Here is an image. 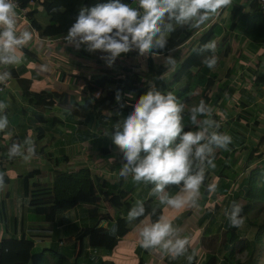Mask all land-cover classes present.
<instances>
[{"label":"trees","instance_id":"16d2710c","mask_svg":"<svg viewBox=\"0 0 264 264\" xmlns=\"http://www.w3.org/2000/svg\"><path fill=\"white\" fill-rule=\"evenodd\" d=\"M19 1L23 6L27 0ZM43 1L48 23L45 26L36 25L35 28L41 37L51 38L67 35L68 28L74 22L80 8L106 2V0ZM122 2L136 6L135 2L130 0H122ZM250 3L251 10L243 13L237 23L246 24L244 34L248 39L255 43L264 42V17L259 9L258 0H251ZM238 10L239 7L234 11L237 12ZM196 30L187 26H177L175 31L169 34L168 48L179 47L174 49L173 53L176 59L174 68L165 66L163 63L164 53H157V55L162 56L159 59L155 54L141 57L134 50L122 55V58L137 59V62L132 63L133 65L100 67V72L103 73L101 75L94 74L90 77L80 75L79 100L77 95L75 96L69 91L59 93L55 91L34 92L26 98L39 111H44L47 108H59L65 112L67 119L72 121L83 119L88 126L94 124V127L100 128V134H105L104 132L107 130H112L113 125L117 123L120 116L126 117L132 111L131 105L134 100L128 94L138 98L141 94L146 93L149 87L154 86L157 90L170 91L177 96L178 101L185 106L182 113L185 130H196L189 125L188 109L198 104L199 100H204L206 104L212 105L215 98L211 94L219 80L223 60L232 50V46L227 41V34H225L219 41H215L217 45L215 53L207 50L201 51L202 45L214 40L215 31L213 28L199 31L198 35L194 37ZM184 44H187V46ZM94 55L96 56V53ZM212 55L217 57V64L213 69H209L202 61L206 56ZM142 60L145 65H143ZM263 76V74H260L258 78L261 79ZM197 88H200L199 93H195ZM117 92L121 96L119 102L116 100ZM225 115L224 111H218L213 118L216 121H221ZM41 117V114H37L36 119ZM103 117H106L109 122L104 124L102 122ZM42 122L47 123L35 125L39 141L46 135L47 128H55L60 119L56 117L40 123ZM219 131L223 132L221 127ZM55 132L60 135L63 134L62 129L59 128ZM93 136L96 135H90L89 137ZM239 138L242 139V136L232 138L229 151L217 150L216 152L215 164L218 168L214 169V173L222 179L217 191L218 195L227 193V189L237 175L232 167L225 162V157H230L229 162L231 164L239 160L236 157L238 152L236 148L244 143L243 139L240 140ZM106 139V144L100 147L99 153L104 157L116 156L119 159L122 158L121 155L112 152L113 143L110 136H107ZM11 142L8 143L7 148H9ZM263 143L264 134L255 147H250L246 152L242 166L243 170L248 169L252 164H254V167L249 169L248 175L234 187V198L230 197L232 203L239 198L245 200L244 204L241 205L243 209L241 216L243 218L255 209L259 208L258 210H260L264 206ZM62 151L60 149V152ZM37 155L44 156L49 161H53L56 166H59V161L53 156V152H44V148H42L39 153L37 151ZM0 160L1 166L13 162L14 159L4 158ZM119 166L120 163L116 164V169ZM5 169L6 167H0V172L5 174L4 184H7L10 182V178L5 173ZM211 170L206 173L205 187L210 183L211 177L209 178L208 175ZM20 178L23 192L22 203L28 205L27 219L30 221L41 220L52 224L56 228L64 223L61 218L62 214L79 208L82 213L78 218L85 222L81 224V227L80 224H74L77 232L75 239L79 238L81 245L86 243L87 247L97 248V252L102 249L106 254L110 253L129 231L130 223L126 219L127 212L130 209L128 203L132 199V192L137 186L131 181V178L111 181V179L104 178L88 167H79L69 171L67 168L62 167L50 168V165L41 167L36 165L30 171L21 173ZM167 190L170 193H175L179 190V186L170 185ZM202 194L207 195L209 192L204 188ZM216 196L217 194H213L214 199L217 198ZM205 201L201 204L203 205ZM146 206V214H149L153 221L157 219L158 215L162 214L161 206L157 201L152 200ZM103 207H106L105 210ZM215 207L217 210L220 206L214 205L213 210L207 207L200 215L195 212L198 217L196 225L201 228L200 235H198L199 246L205 252L204 261L201 264H249L234 258L236 245L242 241L239 234L240 228L230 226L225 218L222 224L211 230L213 225L211 220L215 217L213 213ZM153 209H155L156 215H151ZM189 210L186 216L193 213ZM5 214L4 204L0 202V219L3 217L4 220ZM140 219H143V217ZM102 222H106V224L101 225ZM252 224L255 227L254 236L251 241L247 240L244 246L242 245V248H246L250 253L254 252L258 243L264 242V222ZM3 234L0 238V264H116L112 260L103 259L102 257L87 256L86 252L82 253L83 246L79 248L76 244L70 243L67 235L53 238L51 234L48 247L35 254L33 252L35 242L28 233L22 231L18 236H10L5 231ZM190 250L191 248L189 252ZM168 257L166 256L165 259ZM181 258L172 260L179 261ZM138 264H145L144 259L139 258Z\"/></svg>","mask_w":264,"mask_h":264},{"label":"clouds","instance_id":"9594fccd","mask_svg":"<svg viewBox=\"0 0 264 264\" xmlns=\"http://www.w3.org/2000/svg\"><path fill=\"white\" fill-rule=\"evenodd\" d=\"M233 0H135V5L122 0H106L92 6L80 8L74 22L68 28L64 41L68 46L92 53L99 50L100 58L111 67L118 57L137 51L141 57L164 53L165 66L175 67L174 49L168 48L169 34L177 26L199 29L222 8ZM18 5L15 0H0V66H16L24 61L21 49L33 40L28 29H18ZM216 42L201 46V51L215 53ZM213 69L217 64L215 55L206 56L202 61ZM47 71L46 65H41ZM11 79L10 71H0V84ZM134 100L132 111L120 116L111 131L112 143L122 157L120 177L135 184L151 185L150 196L160 206L170 210L198 208L201 187L206 173L216 168L217 150L229 151L232 137L221 132L220 124L213 119L214 109L200 100L188 109L189 125L196 130H185L183 115L185 106L173 92H162L154 86ZM116 100L121 96L117 92ZM8 105L0 101V132L9 127L5 114ZM36 145L30 137L22 142H13L7 151L9 159L20 158L25 163L36 157ZM114 162L115 157L110 158ZM4 173L0 172V189L4 187ZM170 185L179 190L170 193ZM206 190L217 191V185L210 183ZM240 204L233 202L224 210L230 226L244 225ZM151 215H156L153 209ZM143 219H140L142 218ZM127 222L135 224L140 247L156 249L172 259L186 257L188 264L196 255L195 249L189 253L191 240L181 235V230L173 220L164 214L152 220L146 215L145 201L137 199L127 212Z\"/></svg>","mask_w":264,"mask_h":264},{"label":"crops","instance_id":"0c3cea01","mask_svg":"<svg viewBox=\"0 0 264 264\" xmlns=\"http://www.w3.org/2000/svg\"><path fill=\"white\" fill-rule=\"evenodd\" d=\"M17 1L20 3L19 0ZM250 2L251 0H233L231 5H229L226 8H222L219 11L218 15L211 17L205 23V25L202 28L197 29L194 34V37H196L199 31H205L210 28H213L215 31L214 41H219L223 35L227 34V41L232 46V50L230 54L223 60L222 67L219 72V80L216 83L214 90L216 89V87H220L219 82H223L222 89L228 90L230 92L231 95L229 94L230 95L229 101L233 106H236L234 107V109L236 108L238 109L236 117H240V119L243 120L244 123H247L249 119V117L247 116V111H243L245 110V108L250 106V104H248L247 101H253V102L256 101L253 100V98L251 97L252 95H248L249 93H246L245 94L246 96L244 95L245 96L244 98L235 101L234 97L237 98L239 97L238 95L239 93L237 94V92H240V94L244 92V89L239 90L237 87H262V88L264 87V80H262L264 76L261 79L258 78V75L260 74L264 75V42L255 43L250 39H248L244 34V28L246 24L244 25L241 23H237L238 21H240L241 15L243 13H247L251 10ZM23 6H25L28 12L27 19L22 20L20 17H18L17 27L20 30L26 28L29 31H31L33 34V40L29 43L28 46L21 49V52L24 56L23 63L16 66H2L3 71L7 70L11 72V79L8 81L9 86L5 90V92L0 93V99H1L0 101H3L8 105V107L5 110L11 113V115L14 112L18 113L19 116L18 123L23 122L20 119V115L22 116L27 115L29 116V118L31 117L32 121H28V122L34 124V126H31L32 127L31 130H33L35 128V125H44L45 123H47V122L40 123L41 121H47L51 118H56L57 116L51 115L54 108L51 109L47 108L44 111H39L38 108L34 106L31 102H29L26 97L30 93L41 92V91H55L58 93L63 91H69L70 93H72L70 90L67 89V87H75L79 91L81 87L79 76L80 75L89 76V74L91 73L90 72L91 66L89 65L90 64L89 54L86 53L87 52L86 50L84 51V47L81 46L80 50H76L73 46H68L64 41V37L66 35L55 38L41 37L39 35L38 30L35 28L36 25L45 26L48 23V17L44 12L45 4L43 0H27L26 4ZM237 7H239V10L235 12L234 10L237 9ZM16 11L17 13L19 12L18 9H16ZM227 59L230 61L236 60L237 63L235 64L234 62H231V64L227 66V68L225 69L223 76H221L220 73L223 70L225 60ZM41 65H46L47 71H42ZM222 77L223 80L221 81ZM215 103H217V101H215ZM238 104H240L241 106H239ZM37 114H41L42 117L36 119ZM232 118L233 116H230L228 119H232ZM66 120L67 121L60 119V122L62 124L68 122L70 125L68 128L70 130L71 129L75 130L74 137H71L72 140L80 142L82 145L89 146L90 143L96 141L94 139L99 137V136L97 137L93 136L95 138L89 137L90 136V133L88 132L89 126L84 122L83 119L77 121H72L70 119H66ZM233 120L236 121V119ZM26 122L27 121H25V123ZM60 122L57 125L59 124L62 125ZM77 123H82L85 129L84 130L83 128H81V130L76 129L74 126ZM13 124L14 121L12 124L9 122L8 129H6L4 132H0V138L3 136L4 141L10 140L9 143L11 141L22 142L24 138L27 136V134L31 131H28L26 129H19L16 131V127ZM17 125L18 124H16V126ZM49 133L50 135H48V140L42 143L45 146L46 145L48 146L49 141L53 140L54 136L56 135L54 128L53 129L47 128L46 136ZM103 135L104 134H101V136ZM92 138L93 140L90 141V139ZM45 148L46 147H44V152L51 151V150L46 151ZM38 150L40 151L41 149ZM99 150H100V146L97 147L95 145L93 146V149H91V151L93 152L92 158L96 157V159L99 160L94 165L96 168L93 166L94 167L93 172L103 176L104 178L111 179V181H118L120 179H124L119 175V169L122 164V162H120L121 160L119 161V157L113 156L115 157V160H117V162L115 163L116 164L120 163V166L118 167V169H116V164L114 165V167L111 166L112 162L108 158H105L100 153L99 155L101 157L97 155ZM0 151L3 152L4 150L0 149ZM7 151L8 148L6 150V153L3 152V154L1 155L6 156V158L8 159ZM85 151H87V149H85ZM88 151L90 152V150ZM85 155H89V153L87 152L81 153V156L84 157ZM103 161H106V164H110V168L112 170L109 169L107 170L105 164L99 167V163ZM23 164L24 163H22V160L20 158H15L13 162H10L9 164H2L0 166V167H6L5 173L10 178V182L4 184L5 187L7 186L4 195L6 197L10 196L11 193H9V189L11 188L12 185H16V188H19L20 185L21 202L23 201L22 199L23 192H22V181L20 178V174L23 173L24 171L20 173V172H16L15 169L18 168L17 165H21L22 167L25 168V165ZM31 164H32V168L36 167V165H33L34 160L31 162ZM103 172H107V176H104L102 174ZM137 189L138 191L135 194L132 192V199L130 200L129 204L133 202L135 203L137 199H143L145 201V205L152 200L156 201L155 198L150 196V190H151L150 185L146 186L142 183L137 184L135 190ZM6 197L4 200V198L0 194V202L4 204L5 213L7 212V208L5 206L7 203ZM146 210H147V206H146ZM185 210L186 209L170 210L168 208L161 206L162 214L166 215L173 221L175 218L181 215ZM73 212L74 210L62 214L61 218L63 219L64 223L62 226H59V227H66L69 224H72V227L71 225H69L70 231L67 234L69 236L70 234H72L71 237H73V240L70 243H74L73 241L76 238V236H73V234L76 233L75 230L76 226L74 224H76V220H79L78 216L75 217L74 215H72ZM146 215L149 216V214ZM14 220L15 219H13V227L15 226ZM26 221L31 224L30 226L33 227L31 231L24 230V232L28 233V235L34 240L35 246L33 250L34 253L37 254L43 249L48 247L51 240L50 235L52 234L53 227L50 223L41 220L30 221L26 218ZM21 222L22 221L20 218V222L18 224V231H20V229L22 228V226L20 225ZM137 223H139V221H135L129 225V231L127 232V234L118 242V245L110 253L106 254L104 250L100 249V253L102 254L103 259L112 260L116 264H138L139 258L144 259L145 264H180L179 261H173L171 257L165 259L166 255L161 253L159 250L144 249L140 247L138 234L136 233V231H132L131 228L133 224L135 225ZM39 224H43V225H39ZM199 230H201V228H198L197 231ZM4 232L5 231H3V233ZM3 233L2 230H0V238L4 235ZM129 234H131L130 236H133L132 238H134V244L131 252L128 250L129 245H128V240L126 239V237ZM202 251L204 250L202 249ZM142 253L146 254L147 258H145V255Z\"/></svg>","mask_w":264,"mask_h":264},{"label":"rangeland","instance_id":"374dc122","mask_svg":"<svg viewBox=\"0 0 264 264\" xmlns=\"http://www.w3.org/2000/svg\"><path fill=\"white\" fill-rule=\"evenodd\" d=\"M184 45L187 46V44H184ZM178 48L179 47H175L173 49H178ZM86 53L89 54V63H90L89 65L91 66L90 67L91 73L89 74V77L91 75H94V74L95 75L103 74L100 72V67H106L107 65H106L105 61L102 60L100 57L102 55H105V54L101 53L99 50H97L96 52H92V53L87 51ZM95 53H96V56L94 55ZM77 55H79V54H77ZM155 56L159 57V59L162 58L161 55L155 54ZM134 62H137V59L122 58V56H120L117 58V60L115 61V63L113 65L120 67L122 65H127V64L133 65L132 63H134ZM231 62H234L235 64L237 63L236 60L235 61H230L228 59L225 60L223 70L220 73L221 76H223L225 69L227 68V66H229L231 64ZM142 63H143V65H145L143 60H142ZM222 80H223V77H222L221 81ZM222 83L223 82H219L220 87H216V89L211 94L212 97L215 98L214 101L212 102V105H211L214 109L213 116H216L218 111H224L225 114L227 112V115L224 116L225 118L223 117L224 119L222 118L221 121H217V122L220 124L222 131L227 132L232 138L242 136L244 143L242 145L241 144L238 145L236 148V150L238 151L236 153V157L239 158V160L236 163L231 164L229 162L230 157L229 156L225 157V162L227 164H229L237 174L234 181L231 182L230 187L227 189V193L218 195L217 191L219 189V186L221 185L222 179L218 176V174L214 173L215 172L214 170L213 171L211 170L208 177L209 178L211 177L210 183H215L217 185V191L215 193L209 192V194H207V195L202 194V190H204V188L205 189L207 188V187H205L206 183H204V185H202V187H201V189H202L201 190V198L199 201L200 206L198 208H190V210L186 209L185 211H183V213L181 215H179L173 221L174 225L177 226L181 230V235L189 236L191 239V252L193 249H195V251H196V255L192 261V264L203 263L204 257H205V252L202 251L201 246H199V236L198 235H200L199 232L201 230L197 231L199 228L196 225V220L198 219L197 214L198 215L202 214L203 211L207 207H209V208H211V210H213L212 208L214 205H219L220 207L217 210L215 207V211L213 212L215 217H214V219L211 220V222H213L211 230L215 229L218 225H220L224 222V220L226 218L224 215V209L229 208L232 204V200H231L232 198H230V197L234 198V194H235V188L234 187L238 183H240V181L243 178H245L248 175L249 169L254 167V164H252L249 166L248 169L243 170L242 166L244 164L246 152L250 149V147H255V145L261 140V137L264 134V95H263L264 92H262L264 90V87L263 88L262 87H237L239 90L244 89V92L241 94H240V92H237V94L239 93L238 94L239 97L238 98L234 97L235 101H238L239 99L244 98L246 96L245 95L246 93H249L248 95H252L251 97L253 98L254 101H256V102L247 101V103L250 104V106L245 108V110H243V111H247V116L249 117V119H248L247 123H244V121L241 120L240 117H236L238 109L237 108L234 109V107H236V106H233L231 104V102L229 101V97L231 94L228 90L222 89ZM67 89L70 90L75 96L77 95L78 100L80 99L79 94H78L79 93L78 89H76L75 87H67ZM199 91H200V88H197L195 90V93H199ZM233 91H235V90H233ZM246 100H249V99H246ZM215 101H217V103H215ZM238 105L241 106L240 104H238ZM5 113L7 115H9L8 119H9V122L11 124L14 121L13 125L16 127V131L19 129H26L28 131H31L27 134L26 137H30L35 142L36 151L38 149H42V148L46 147L45 148L46 151H48V150L53 151V156L55 158H57L59 161L58 162L59 166H56L53 161H49L46 157L36 155V157H34L28 163H25L24 161H22V163H24L23 165H25V168L22 167L21 165H17L18 168L15 169L16 172L21 173L23 171L24 172L30 171L32 168L31 162L33 160H34L33 165H38L40 167L43 165H50V168L62 167V168H67L69 171H72V170H75L78 166L82 165L80 167H88V168H91L93 171V168L95 167L94 166L95 163L99 160L96 159V157L92 158L93 152L91 151V149H93L94 145L97 147L98 146L102 147L106 144V141H107L106 135H103V137L99 138L101 136V134L99 133L100 128H96V127H94V124H92L91 126L89 125V129L87 128L90 135H96V137L97 136H99V137L94 139L96 141L95 142L93 141L92 143H90L89 146L82 145L80 142H77V141H74L71 139V137H74V135H75V132H74L75 130L74 129L70 130L68 128L70 126L69 123L65 122V124L63 123L62 125H60V124L56 125L54 128L55 131L57 128L62 129L63 134L60 135L57 132H55L56 135L54 136L53 140H50L49 145L45 146L42 143H44L48 140V135H50V133L47 134V136L45 135L39 141L37 138L38 131L35 128L33 130H31V128H32L31 126H34V124L31 122H28V121H32L31 117L29 118V116H27V115L26 116L20 115V119L23 122L18 123L19 116H18L17 112L12 113V115H11V113H9L5 110ZM51 115L57 116V118L63 119L64 121H67L66 120L67 117H66L65 112L59 108H54ZM230 116H233V118L228 119ZM233 119H236V121H234ZM25 121H27V122L25 123ZM102 122L105 124V123H108L109 120L106 117H103ZM16 124H18V125L16 126ZM106 125H108V124H106ZM74 127L76 129H79V130H81V128H83V130L85 129L84 125L82 123H77ZM108 131H110V130H107L106 132H108ZM32 133H33V135H32ZM93 138H95V137H93ZM93 138L90 139V141H92ZM239 139L242 140L241 138H239ZM3 141H4V137L2 136L0 138V149L4 150L3 152L6 153L7 145H8L10 140H5L4 142ZM13 142H15V141H12L11 144ZM262 147H263L262 149L264 150V143L262 144ZM60 149H62L63 151L60 152ZM85 149H87V151H85ZM88 150H90V152ZM3 152L0 151V159L6 158V157L1 155V154H3ZM82 152H87V153H89V155H85L83 157V156H81ZM112 152L115 153L116 155L117 154L120 155L118 152V149L116 148V146L114 144L112 147ZM38 153H39V150H38ZM97 155L100 156L99 152ZM105 158H108L110 160V158H112V156H109V157L106 156ZM35 160H36V163H35ZM119 161L122 162V159H119ZM115 162H117V160H114V162L111 163V166L114 167V165L116 164ZM104 164H105V167H107V170L108 169L112 170L110 168V164H106V161L99 163V167H101ZM102 174L104 176H107V172H103ZM226 174L228 175L229 173H226ZM6 187L4 185V187L0 190V194L2 195L4 200L6 197L4 195V192L6 191ZM137 191H138V189L135 190L133 193L135 194ZM9 193H11V194H10V196L6 197L7 203L5 205L7 208V212L5 214L4 220H3V217H1V219H0V227H1L0 230H2V233H3V231H6L7 233L10 234V236L19 235L20 231L22 232L24 230H30L31 231L33 226H30L31 224L26 221L27 213H28V205L26 203L23 204L20 201L21 186L19 185V188H16V185H12L11 188L9 189ZM213 194H217L216 199L213 198ZM204 201H205V203L202 205L201 203H203ZM244 202H245V200L242 198H239L236 201V203H238L240 205H243ZM133 204H134V202L130 203V204L128 203L130 208ZM106 207H103V209L105 210ZM258 209L259 208L255 209L247 217L244 218V225L242 227H240V232H239L242 241L236 245L235 254H234V258L236 260L241 261V262H243V261L248 262L249 264H264V242L258 243L256 245V248H255L253 253H250L246 248H242V245L244 246V244H245V242H247V240L251 241L253 236H254L255 227L253 226L252 223L264 222V206L260 210H258ZM188 210H189V212H191V213L193 212V213L190 214L189 216H186L188 213L187 212ZM71 211H73V210H71ZM81 213H82L81 210L78 208V209L74 210L72 215L77 217V216H80ZM20 218L22 221L20 223V225L22 226V228H21L22 230L20 229V231H18V224L20 222ZM13 219H15L14 220V223H15L14 227H13ZM84 222L85 221L82 220L81 218H79V220H76L77 225L78 224L81 225ZM103 224H106V222L101 223V225H103ZM39 225H43V224H39ZM69 225H71V227H72V224H69ZM69 225L66 227H56V228H54V226L52 225V227H53V230H52L53 238H56L57 236H60V235H62V236L67 235L70 231ZM15 228H16V230H15ZM131 228H132V231H135V225L134 224L131 226ZM44 229H46V228H44ZM74 234H73V236H76L77 232ZM131 234H129L126 237V239L128 240V245H129L128 250L130 252L132 251L133 244H134V238H132L133 236H130ZM71 236H72V234H70V236L67 235V239H69V242H72V240H73V237H71ZM73 242L79 248H81V246H83L82 253L86 252L87 256H94L95 258L102 257V254L100 252L93 251V249H91L90 247H87L86 243H83L81 245L79 238L75 239ZM33 252H34V250H33ZM142 254H144V253H142ZM144 255H145V258H147V255L146 254H144ZM179 262H180V264H188L186 257H182L179 260Z\"/></svg>","mask_w":264,"mask_h":264},{"label":"built area","instance_id":"2783aa9c","mask_svg":"<svg viewBox=\"0 0 264 264\" xmlns=\"http://www.w3.org/2000/svg\"><path fill=\"white\" fill-rule=\"evenodd\" d=\"M131 2H135V0H130ZM15 3L18 5L17 9L19 10L18 12V17H20L22 20L27 19V9L25 8V6L20 5V3L15 0ZM258 4H259V9L264 17V0H258ZM0 71H3L2 66H0ZM9 86V82L7 81V83L4 84H0V93L5 92V90L8 88ZM93 251H97V248H93Z\"/></svg>","mask_w":264,"mask_h":264}]
</instances>
